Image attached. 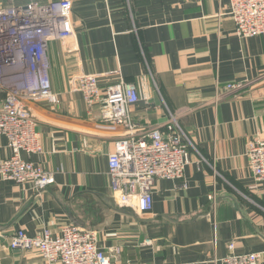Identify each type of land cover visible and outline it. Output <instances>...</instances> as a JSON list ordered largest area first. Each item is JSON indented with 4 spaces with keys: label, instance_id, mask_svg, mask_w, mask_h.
Wrapping results in <instances>:
<instances>
[{
    "label": "crops",
    "instance_id": "obj_1",
    "mask_svg": "<svg viewBox=\"0 0 264 264\" xmlns=\"http://www.w3.org/2000/svg\"><path fill=\"white\" fill-rule=\"evenodd\" d=\"M72 1L74 38L51 49L59 101L31 105L43 152L24 154L55 182L37 192L0 176V264H45L36 251L12 248L11 234H61L71 223L119 249L111 264H221L231 243L236 253L264 254V182L247 155L251 141H264V34L238 36L229 0ZM81 71L108 73L102 86L120 76L137 84L145 98L130 106L134 121L166 131L175 120L193 144L183 178L156 179L148 212L115 200L108 156L118 134L98 125L99 105L67 88ZM243 80L246 91L224 93ZM11 155L0 135V162Z\"/></svg>",
    "mask_w": 264,
    "mask_h": 264
},
{
    "label": "built area",
    "instance_id": "obj_2",
    "mask_svg": "<svg viewBox=\"0 0 264 264\" xmlns=\"http://www.w3.org/2000/svg\"><path fill=\"white\" fill-rule=\"evenodd\" d=\"M229 2L227 14L235 21L238 36L264 34V0ZM74 35L72 0L18 5L0 1V135L8 138L12 149V155L0 162L3 180L32 182L37 192L55 182L53 172L25 159L24 154L43 152L31 105L55 106L59 101L51 77V49ZM106 75L76 72L68 77L67 88L80 92L89 107L99 105L98 125L118 134L108 156L112 193L119 206L145 213L153 208L156 179L184 177L191 162L190 140L175 120L166 131L161 126H141L135 122L130 106L144 99L145 94L123 76L102 86L101 79ZM250 83H230L224 93L241 94ZM223 95L219 93L217 97ZM247 155L256 181L264 182V141H251ZM10 246L38 252L45 264H111L112 257L120 252L101 247L95 230L73 223L65 225L61 234L45 229L41 235L30 236L18 229L10 236ZM229 247L232 251L221 264H261L262 252L236 253L234 243Z\"/></svg>",
    "mask_w": 264,
    "mask_h": 264
},
{
    "label": "rangeland",
    "instance_id": "obj_3",
    "mask_svg": "<svg viewBox=\"0 0 264 264\" xmlns=\"http://www.w3.org/2000/svg\"><path fill=\"white\" fill-rule=\"evenodd\" d=\"M186 134V133H185ZM187 135V134H186ZM188 139H189V137H188ZM190 140V139H189ZM191 141H189L188 143H189V147L190 146H193V144H192V142L190 143Z\"/></svg>",
    "mask_w": 264,
    "mask_h": 264
}]
</instances>
